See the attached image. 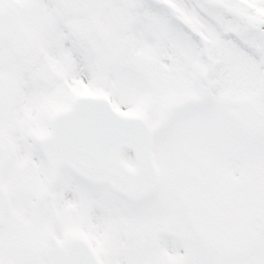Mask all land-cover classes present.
<instances>
[{
	"label": "snow or ice",
	"instance_id": "1",
	"mask_svg": "<svg viewBox=\"0 0 264 264\" xmlns=\"http://www.w3.org/2000/svg\"><path fill=\"white\" fill-rule=\"evenodd\" d=\"M0 264H264V0H0Z\"/></svg>",
	"mask_w": 264,
	"mask_h": 264
}]
</instances>
